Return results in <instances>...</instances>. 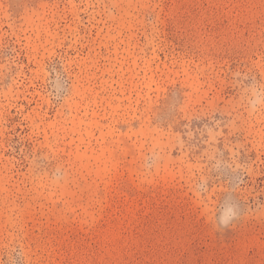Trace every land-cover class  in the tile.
I'll return each mask as SVG.
<instances>
[{
  "label": "rangeland",
  "instance_id": "1",
  "mask_svg": "<svg viewBox=\"0 0 264 264\" xmlns=\"http://www.w3.org/2000/svg\"><path fill=\"white\" fill-rule=\"evenodd\" d=\"M0 264H264V0H0Z\"/></svg>",
  "mask_w": 264,
  "mask_h": 264
}]
</instances>
